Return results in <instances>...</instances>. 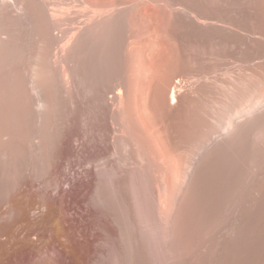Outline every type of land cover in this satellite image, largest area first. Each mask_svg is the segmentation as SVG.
Returning <instances> with one entry per match:
<instances>
[{
  "label": "bare ground",
  "instance_id": "bare-ground-1",
  "mask_svg": "<svg viewBox=\"0 0 264 264\" xmlns=\"http://www.w3.org/2000/svg\"><path fill=\"white\" fill-rule=\"evenodd\" d=\"M0 264H264V0H0Z\"/></svg>",
  "mask_w": 264,
  "mask_h": 264
}]
</instances>
